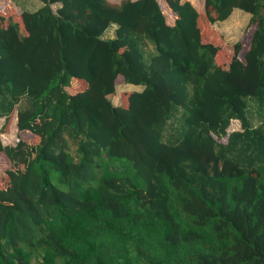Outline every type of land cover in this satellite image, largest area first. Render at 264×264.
<instances>
[{"label":"trees","instance_id":"1","mask_svg":"<svg viewBox=\"0 0 264 264\" xmlns=\"http://www.w3.org/2000/svg\"><path fill=\"white\" fill-rule=\"evenodd\" d=\"M41 1L0 12V264H264V0ZM236 8L256 29L219 60Z\"/></svg>","mask_w":264,"mask_h":264},{"label":"rangeland","instance_id":"2","mask_svg":"<svg viewBox=\"0 0 264 264\" xmlns=\"http://www.w3.org/2000/svg\"><path fill=\"white\" fill-rule=\"evenodd\" d=\"M14 0H0V12L4 15L5 20L2 21L4 26L7 25L9 18L13 21H17L18 17L21 15L22 9L27 8L30 10H34L37 8L39 4L42 3L41 0H17L14 3ZM41 2V3H40ZM58 5L54 4L53 8L56 9ZM251 13L249 11L243 10L241 8H237L231 14L228 19L224 21H217L213 24L207 22L208 26L210 25V40L216 42L219 45L220 52L218 54L219 60H228L231 59L235 46L237 43L241 44V50L239 56L243 58L245 50L249 47L250 41L253 35V31L256 29L255 24H250ZM206 19L205 15L202 12L201 15V25H203V21ZM207 21V20H206ZM115 26L111 27L105 34L106 36L114 35ZM216 38V39H215ZM206 39V38H205ZM76 81H73V83ZM140 90L141 86H133L127 85L122 82H118L117 90L112 96V102L115 105L124 104L125 100L129 99V93L131 90ZM68 90L71 92H76L79 90V86H73V88L68 87ZM128 91V92H127ZM250 112H252L255 117L254 122L258 121V117L256 114V110L254 107H250ZM4 122V118H0V125ZM241 128L240 121L238 119H233L228 127V131L238 130ZM171 130L167 129V135ZM6 134V135H4ZM3 134L2 140L4 144L15 145L20 141L22 134L18 133L17 129V113L16 111L12 114L10 120L7 123V127L5 133ZM166 135V136H167ZM24 136V135H23ZM37 137V136H36ZM29 136H24L25 140L33 141L36 138ZM37 140V139H36ZM225 138L222 139L224 141ZM12 162L11 160L4 154V152H0V186L2 188H6L9 183V176L7 171L11 168Z\"/></svg>","mask_w":264,"mask_h":264},{"label":"crops","instance_id":"3","mask_svg":"<svg viewBox=\"0 0 264 264\" xmlns=\"http://www.w3.org/2000/svg\"><path fill=\"white\" fill-rule=\"evenodd\" d=\"M14 1H17V0H14ZM110 3H112V4H119L122 0H108ZM192 2H193V4L199 9L200 7H201V5H202V2H201V0H191ZM18 2V1H17ZM14 3V2H13ZM41 3V2H40ZM43 3H41V4H39L38 6H37V8L38 7H40L41 5H42ZM37 8H35V9H37ZM34 9V10H35ZM237 9V8H236ZM235 9V10H236ZM30 10V9H29ZM234 10V11H235ZM77 82V85H79V86H81V81L80 80H77L76 81ZM85 85V83L82 85V86H84ZM127 85H131V84H127ZM15 112V111H14ZM16 113H17V111H16Z\"/></svg>","mask_w":264,"mask_h":264}]
</instances>
